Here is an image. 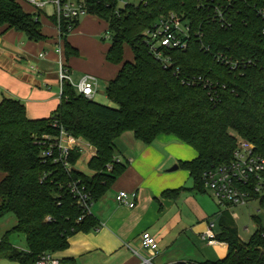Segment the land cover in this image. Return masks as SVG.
Masks as SVG:
<instances>
[{"label":"trees","instance_id":"16d2710c","mask_svg":"<svg viewBox=\"0 0 264 264\" xmlns=\"http://www.w3.org/2000/svg\"><path fill=\"white\" fill-rule=\"evenodd\" d=\"M82 2L88 14L108 24L111 43L106 59L120 69L105 91L117 107L77 93L67 82L60 105L48 118H29L26 105L17 98L0 101V171L5 173L0 181V218L13 213L17 219L0 240V257L19 264H35L46 252L55 255L69 247L74 234L100 226L93 213L80 219L83 210L68 183L81 179L93 203L106 194L127 168L125 163H114L116 140L125 132H132L146 144L162 134L173 135L192 147L197 156L180 161L179 166L190 172L194 181L191 189L198 192H205L206 170L232 159L237 136L254 143L257 153L264 156V18L258 14L259 9L264 10V0ZM217 5L225 6L222 22L216 16ZM169 10L184 14L192 29L188 48L171 55L182 72L202 74L225 85L220 86L217 104L205 89L182 83L172 69H165L150 53L144 32ZM79 21L72 22L74 28ZM69 24L62 21L60 35L67 57L79 54L67 39ZM0 25L23 32L34 42L46 39L40 19L25 11L18 0H0ZM126 45L133 52V60L125 58ZM217 53L251 63L232 70L215 59ZM61 128L96 148L89 160L93 175L75 167L79 150L71 153L74 167L70 173L52 161H42L44 135L54 138ZM109 163H113L111 170L107 169ZM185 189L167 190L164 195L177 197ZM216 215L221 225L217 239L227 243V255L215 261L173 264H264V225L243 241L229 213ZM15 232L25 234L27 249L11 243L10 234Z\"/></svg>","mask_w":264,"mask_h":264},{"label":"crops","instance_id":"0c3cea01","mask_svg":"<svg viewBox=\"0 0 264 264\" xmlns=\"http://www.w3.org/2000/svg\"><path fill=\"white\" fill-rule=\"evenodd\" d=\"M19 2L25 11L34 15L35 9L31 4ZM41 16L43 20L40 19ZM85 16L79 19L78 26L67 36L71 45L79 51L78 55L70 57H67L65 41L60 37L55 10L48 13L43 9L39 14L43 24L42 31L46 36V39L39 42L29 40L23 32L0 25V101L4 97L21 100L31 119L52 116L61 103L58 73L60 60L70 68L74 82H78L83 74H92L98 77L99 82L104 80L107 86L120 69L106 59L110 43H102L98 39L102 28L108 24L95 15ZM127 134L129 146L124 141L120 143V138L116 140L115 146V155L127 168L91 208L100 226L74 234L70 237L69 247L55 253V256L71 264H150L144 263L141 255L151 258V264L215 261L224 258L228 245L220 243L214 246L224 248L223 255L218 258L197 259L200 253L195 248H202L203 244L212 246L202 239L203 232L199 237H184L185 231L179 234L175 231L173 214L178 208L181 195L186 190L198 191L192 190V183H188V180L193 179L188 170L181 173L170 169L179 165L180 161L194 159L196 151L189 145L172 139L173 135L162 134L155 141L158 143L146 144L137 140L132 132ZM184 144L192 149L190 154L183 151ZM171 165L173 166L168 168ZM180 168L179 166L178 169ZM181 188L186 189L177 197L164 195L167 190ZM120 190L137 192L135 207L118 203L116 196ZM202 193L212 197L207 191ZM206 220L205 230L208 222L212 221L211 216ZM216 228L217 226L215 232L218 233ZM144 231H149L158 239L159 250L154 256L141 247V235ZM205 245L203 253L208 251Z\"/></svg>","mask_w":264,"mask_h":264},{"label":"built area","instance_id":"2783aa9c","mask_svg":"<svg viewBox=\"0 0 264 264\" xmlns=\"http://www.w3.org/2000/svg\"><path fill=\"white\" fill-rule=\"evenodd\" d=\"M22 1V0H19ZM31 4L35 9V17L39 18V14L48 3L55 6V15L57 16V27L61 35L62 21L70 22L68 30L74 29L73 21L85 16L87 9L82 1L74 0H24ZM125 1L138 3L144 0H120L122 4ZM225 6L217 5L215 7L216 16L222 22L225 19ZM258 14L264 18V10L259 9ZM225 23H223L224 25ZM191 26L189 21L184 18V14H180L174 10L162 13L155 23L147 28L144 32L145 42L156 60H158L165 69H172L174 73L180 77L182 83L187 85L201 86L205 89L210 100L217 104L221 98L219 90L225 85H221L218 81L212 80L210 77L202 74H186L177 66L175 59L171 55L175 50H186L189 46L191 38ZM264 35V30L262 31ZM199 38L202 34L198 33ZM207 51L209 47L203 45ZM61 52V50H58ZM219 62L229 65L232 70L239 68L244 63H251V60H233L223 53L214 55ZM59 80L61 93L64 83H70L77 93L83 94L88 98H94L98 91V77L92 74L82 75L78 82L73 81L70 68L62 60L59 62ZM221 86V87H220ZM79 150L81 156L89 160L96 154L94 146L82 138H78L70 134L64 128L60 129L59 135L52 138L50 135H44L42 140V161H52L62 166L68 173L72 172L73 165L70 161L71 153ZM79 158V159H80ZM114 163H123L119 157L114 158ZM113 163L107 165V169L111 170ZM203 184L205 191L209 192L215 199L217 204L222 207L218 212L219 215L229 213L232 217V209L236 206L249 205L253 202L259 204L260 211L264 208V156L256 151V146L251 141L237 136L236 147L233 151V157L228 163L214 166L203 173ZM70 193L73 195L78 206L83 210L82 219L85 214L92 213L93 205L92 195L87 186L82 183L81 179H73L68 183ZM136 191L120 190L116 199L119 204L133 208L136 206ZM234 219V217H233ZM215 221L208 222L207 229L202 233V239L207 241L209 245H218L225 243L217 239L215 232ZM247 229V227H246ZM141 247L148 250L151 256H154L159 250L158 239L149 231H144L141 235ZM144 263L151 264V258L142 256ZM35 264H71L69 261L60 259L53 253H43Z\"/></svg>","mask_w":264,"mask_h":264},{"label":"rangeland","instance_id":"374dc122","mask_svg":"<svg viewBox=\"0 0 264 264\" xmlns=\"http://www.w3.org/2000/svg\"><path fill=\"white\" fill-rule=\"evenodd\" d=\"M74 1H82V0H74ZM22 2L26 3V1L24 0H22ZM45 10L48 13H51L55 10V6L52 3H48L47 7H45ZM88 15H92V14H86L85 17H89ZM40 19L43 20V17L41 16ZM98 39L102 43L103 42L106 44L111 43V37L108 30V25L107 27L105 26L102 28V32L99 34ZM124 52L126 59L128 60L134 59L133 52L129 46L126 45ZM118 66L120 67V65ZM105 90H106V82L104 80H101L99 82L98 92L95 94L93 99L107 106L117 107V104L111 101L107 97ZM127 133L129 132H125L124 134L121 135L120 143L124 141L126 146L128 147L129 144L127 137L129 134ZM171 138L180 141L178 138L174 136H171ZM156 143L158 142H155V144ZM182 147H183V151L186 154L191 153L192 149L189 146L184 144ZM172 166L173 165H171L168 168H171ZM75 167L89 176L94 174V171L89 167V160H87L84 156H82L79 159ZM176 171L185 173L187 170L185 168H180ZM4 176L5 173L0 171V181L4 178ZM188 183H192L191 187L194 186L193 179L188 180ZM177 206L178 208L173 214L174 216L173 221L176 223L175 231L177 234H179L182 231H185L184 237H199V234L201 232H204L207 226L206 219L209 216H211L212 221L214 220L216 221V226H217L216 231L219 232L221 231L220 220L217 217L216 213L219 212L222 209V207H220L215 201V199H213V197H210V195H208L207 193L186 190L185 193L181 195L177 203ZM259 207L260 206L257 202H253L249 205L236 206L232 209V214L234 217V227L236 228L239 237L243 241H248L249 238L254 234V232H256L260 228V226L264 225V208L258 211L257 209ZM255 216L256 219L254 218ZM258 220L260 221L256 222ZM16 222L17 219L13 213H9L6 216L0 218V240L3 238V236L8 230L14 227ZM10 241L18 249L25 250L28 247L26 243V236L23 233H18V232L11 233ZM201 244H203V242H201ZM204 245L205 244H203L202 248L200 247L199 249L195 248L200 253L198 254L199 257L197 258L199 260L208 259V258H218V256H221L225 253L224 248L214 245L212 246L205 245L207 246L206 248L208 249V251H206V253H203V249H205L203 248ZM0 264H19V263L9 258L0 257Z\"/></svg>","mask_w":264,"mask_h":264},{"label":"water","instance_id":"95a60500","mask_svg":"<svg viewBox=\"0 0 264 264\" xmlns=\"http://www.w3.org/2000/svg\"><path fill=\"white\" fill-rule=\"evenodd\" d=\"M179 168V165L178 164H176V165H174L171 169H170V171H174V170H177Z\"/></svg>","mask_w":264,"mask_h":264}]
</instances>
